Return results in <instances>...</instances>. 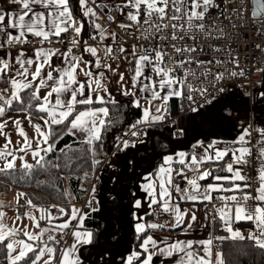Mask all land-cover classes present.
Returning <instances> with one entry per match:
<instances>
[{"label":"snow or ice","instance_id":"1","mask_svg":"<svg viewBox=\"0 0 264 264\" xmlns=\"http://www.w3.org/2000/svg\"><path fill=\"white\" fill-rule=\"evenodd\" d=\"M249 20L264 35V0H0V85H7L0 86V185L5 192L13 184L34 185L56 201L23 191L14 204L0 200V264H85L81 250L97 245V230L86 221L101 210L96 184L85 182L99 180L106 137L121 123L115 114L139 110L115 135L119 151L144 143L140 138L157 126L175 127L182 143L186 130L172 119L173 99L181 110L187 101L192 113L212 106L231 116L236 101L224 82L245 77V70L235 49L211 42L235 40L228 29L246 28ZM135 33L149 43L126 47L125 37ZM206 48L228 55H193ZM241 128L230 141L200 138L171 150L162 144L159 163L131 193L132 248L115 257L103 249L96 264H231L233 252L240 264L247 248L224 246L243 241L264 252V126ZM65 136L73 142L57 148ZM86 159L91 171L77 175ZM73 176L87 194L80 206L58 184ZM6 208L16 213L11 222ZM161 214L171 219L162 222ZM241 221L253 224L247 236L235 227ZM197 224L211 229L207 238H188ZM177 229L185 238L156 235Z\"/></svg>","mask_w":264,"mask_h":264},{"label":"trees","instance_id":"2","mask_svg":"<svg viewBox=\"0 0 264 264\" xmlns=\"http://www.w3.org/2000/svg\"><path fill=\"white\" fill-rule=\"evenodd\" d=\"M89 30V29H88ZM6 85V84H4ZM0 85V86H4ZM261 86L255 92V107L257 112V119L261 124H264V97L260 96V93L263 92ZM178 102V103H177ZM180 101L177 99H173L171 101L172 111L175 112L177 107L180 105ZM178 104V105H177ZM175 108V109H174ZM235 109V108H234ZM203 110V111H202ZM200 112L196 113L191 120L188 126L186 127V134L183 138V142H178L171 135V130L168 126H157V128L150 130L148 137L144 138V143L139 148H136L133 151V157H135V166L136 173L135 175L125 181L119 182L115 185L114 192L109 194L104 201H100V212L93 213V219L90 221H86L88 227L97 230V245L98 240L100 241V247L97 248L95 246H88L87 249H82L83 257L85 258V264H96L97 258L101 254L103 249H107L112 253V256L115 257L118 254H126L133 246L134 240L132 236V228H131V216L127 214V208L129 205V200L131 198V193L133 192V185L138 179V172L147 173L151 170L152 166L155 163H159L160 161V153L163 151L161 145L164 143L169 144V150L176 148H183L187 144L194 142L195 139L202 138L198 131V125L200 124H209L210 129L214 130L221 125H225L229 120H234V126L238 130V132L242 131V128L238 127L235 122V119L242 114V116L248 117L247 110L244 111H233L231 116L222 117L219 113V109H213V107H204ZM218 110V112H217ZM123 114L116 113L115 116L121 123H118L116 127L113 128L112 132L109 133L105 140L104 151L110 153L115 147V135H122L126 130V126L133 122L135 118H137L134 113H138L137 109H126L122 110ZM219 120L218 124H214ZM244 125V124H243ZM233 126V127H234ZM170 138L172 139V143L170 144ZM214 137L209 136V140ZM82 139V137H81ZM204 139V138H203ZM73 142V138L70 136H65L57 145V148L63 147L65 144H69ZM177 144V147L175 145ZM77 145H74V147ZM156 154V155H155ZM82 169L77 173V175H82L83 170L91 171L89 165L90 160L81 161ZM100 168V166H99ZM98 168V169H99ZM97 169V171H98ZM132 172V169H131ZM130 172V174H131ZM129 174V175H130ZM128 175V176H129ZM127 177V176H125ZM124 177V178H125ZM38 179L44 180L45 176L40 175ZM116 181V180H115ZM118 181V180H117ZM91 180L85 182V187L89 188ZM59 187L61 189L67 188L72 191L73 195L77 197L78 203H81L85 200L87 194L85 192L80 191V181L73 176L70 180L64 181L61 180L58 182ZM10 189H18L24 191L29 194H34L37 197H43L47 202L54 203L52 196L48 194V190L41 191L36 188L34 185H9ZM0 191H5L4 186L0 185ZM118 199L121 200V207L116 209L118 206ZM117 219L121 222V231L119 234H116L118 231V222ZM238 227L246 228L248 226H252L250 222H239ZM218 235H224V233L220 230H217ZM117 235V240H112V238H106L105 236H113ZM225 251L228 249L235 248L239 250L240 248H247L248 255L240 257V264H264V252L261 250L250 247V242L243 241L237 242L235 245L227 244L224 246ZM236 252H233V255L229 257L231 264H235Z\"/></svg>","mask_w":264,"mask_h":264},{"label":"built area","instance_id":"3","mask_svg":"<svg viewBox=\"0 0 264 264\" xmlns=\"http://www.w3.org/2000/svg\"><path fill=\"white\" fill-rule=\"evenodd\" d=\"M112 15L117 17V20H123V17H121L117 12L113 11ZM227 23V22H226ZM118 33L120 32V28L116 24L111 25ZM231 35L236 36L235 40H224V41H218V42H211V43H222L225 46H231L233 49H235V55L239 56L240 59V67L245 70V77H235L230 80H226L224 83L227 84L230 88V92H238L241 93V95L247 100V105L249 112L248 117L246 119V125L249 123H252L254 126H263L258 119H257V112L255 107V92L258 88L261 86H264V72L257 71V69L264 68V52H261L259 47H256V45L264 46V35L257 36L256 35V29L252 26L251 20L248 21V26L246 28L241 27L236 31H232L230 28L228 29ZM136 36H139V33H135V35H128L125 37L127 44L132 45L133 43L137 44H148L149 42L143 39H136ZM193 55L200 56L204 59H215V58H225L227 57L226 52L222 53H213L211 50L207 49L204 52H197ZM194 71H196L198 74L201 69H197L195 65L191 66ZM216 67L214 66L213 71L216 70ZM227 67L232 68L233 65L229 64ZM220 70H223V67L220 68ZM193 84L196 83V81H192ZM262 91L264 92V88H262ZM199 97L197 96V100L199 101ZM184 109L181 110L178 106V109L176 112L173 113L172 119L178 122V125H182L184 129L188 126L189 121L194 117L196 113H192L188 111V102L184 101ZM206 107V106H205ZM212 107V106H209ZM203 109V108H202ZM200 109V111L202 110ZM199 111V112H200ZM169 127V126H168ZM172 132V137L174 138V133L176 131L175 127H169ZM240 132L234 131L233 134L229 137H221L219 140L222 141H230L235 139ZM126 139H135L133 137H125ZM175 139V138H174ZM255 142V140L253 141ZM221 147L223 145H220ZM118 149H114V152H116ZM112 156V153L109 154L105 158V162L108 161ZM253 164H255V160L252 161ZM245 173L255 177L256 172L252 167H246ZM98 174V171H97ZM92 183L96 184L97 191L100 189V182L99 180H93ZM85 200L81 203H78V206L83 205ZM210 207V206H209ZM252 207V202H249V208ZM160 220L162 222L167 223L170 218L166 214H161ZM250 228H245V234L248 235V232ZM217 230H219L217 228ZM217 232V231H216Z\"/></svg>","mask_w":264,"mask_h":264},{"label":"rangeland","instance_id":"4","mask_svg":"<svg viewBox=\"0 0 264 264\" xmlns=\"http://www.w3.org/2000/svg\"><path fill=\"white\" fill-rule=\"evenodd\" d=\"M5 86V85H4ZM235 97V105L234 108L237 109V111H244L247 110V100L241 95V93L238 92H232L231 93ZM218 112V110H217ZM247 118L245 116H242L240 114L236 119L235 122L237 124V128L240 127L242 124H246L245 120ZM234 120H229L226 122L225 125H221L217 127V129L211 130L209 124H200L198 125V131L205 140H209V136H213L215 139H217V136H224L229 137L233 134L234 131L238 130L234 126L233 123ZM219 120L216 121L214 124H218ZM234 126V127H233ZM264 126V124H263ZM143 138V137H142ZM140 138V139H142ZM0 143H3L2 138H0ZM142 143H137L135 148H129L125 151H116V155H113V157L106 163L102 165L99 171V190L96 192L97 199L99 201H104L106 197L113 192L114 184L117 180L123 179L125 175L130 174L132 169V163L130 164V161H133V151L138 148ZM110 162V164H109ZM98 169V170H99ZM142 174L138 172V177L140 178ZM101 179V181H100ZM116 180V181H115ZM93 182V180H91ZM89 185V188L91 187V184ZM16 189H10L9 191H0V200L4 201L5 204L13 203L16 198L17 194ZM120 200V199H119ZM121 202V200H120ZM23 203V200L21 201ZM119 204V203H118ZM122 204V203H121ZM118 207V206H117ZM121 207V206H120ZM5 211L7 212V217L9 218V222H11V219L14 218L16 215L15 211L12 208H6ZM24 223H29L27 220L24 221ZM252 226H248L246 228H250ZM245 229V228H243Z\"/></svg>","mask_w":264,"mask_h":264},{"label":"crops","instance_id":"5","mask_svg":"<svg viewBox=\"0 0 264 264\" xmlns=\"http://www.w3.org/2000/svg\"><path fill=\"white\" fill-rule=\"evenodd\" d=\"M6 9L7 8H9L10 6L9 5H7V4H4L3 5ZM112 27V26H111ZM86 28H87V23H86ZM113 28V27H112ZM89 31H91V29L89 30ZM85 38H87V37H85ZM131 45L130 44H126V47H130ZM60 47H65L64 45H60ZM87 58V57H86ZM124 68V64L122 63L121 64V69H123ZM7 85H5V86H3V87H6ZM121 99H124V98H121ZM178 103V102H177ZM170 104H171V102H170ZM178 105V104H177ZM175 109V108H174ZM176 109H178V107L176 108ZM173 112V111H172ZM176 112V111H175ZM174 113V112H173ZM26 130L29 132V133H31L32 132V130H31V128L30 127H27L26 126ZM221 137H224V136H222V135H220V136H217L216 138L217 139H220ZM142 138V137H141ZM12 139H13V141H15L16 139H17V136L15 135V133H13V135H12ZM143 140H144V138H142ZM213 139H215V138H213ZM142 145V144H141ZM140 145V146H141ZM139 146V147H140ZM138 147V148H139ZM114 152V150L112 151V152H110V153H108V155L109 154H111V153H113ZM113 157V155L111 156V158ZM110 160V159H109ZM108 160V161H109ZM108 161H106V162H108ZM105 162V163H106ZM103 165V164H102ZM102 165H101V167H102ZM100 167V168H101ZM99 171H100V169H99ZM99 171H98V174H99ZM132 173V172H131ZM139 173H141V172H139ZM142 175L143 174H145V173H141ZM129 175V174H128ZM128 175H125V176H127L128 177ZM127 177H125V178H127ZM141 177V176H140ZM124 177H123V179H125ZM123 179H121V180H123ZM139 180V177H138V179H137V181ZM118 181H120V180H118ZM92 182V181H91ZM90 182V183H91ZM117 182V181H116ZM133 191H135L136 190V183L133 185ZM17 191H21V190H18V189H16ZM24 192V191H23ZM138 195H140V196H143V193H138ZM185 207H187V206H189V205H184ZM199 207V211L197 212V216H198V218H199V220H201V221H203V217H204V208H203V206L202 205H200V206H198ZM170 219H171V217L170 216H168ZM241 222H246V221H241ZM205 223H207L206 221H205ZM251 223V222H250ZM239 225H238V223L235 225V227L236 228H238L245 236H246V234H245V231H244V229L243 228H240V227H238ZM252 226H253V224H252ZM209 231H211V229H209V228H201L200 227V225L199 224H197L196 226H195V231L194 232H191V233H189L188 234V238H192V239H204V238H207V236H208V233H209ZM216 234L218 235V233L216 232ZM156 235L159 237V236H169V237H172V238H181V239H183V238H185L182 234H181V232H180V230L179 229H177V230H164V231H161V232H157L156 233Z\"/></svg>","mask_w":264,"mask_h":264},{"label":"water","instance_id":"6","mask_svg":"<svg viewBox=\"0 0 264 264\" xmlns=\"http://www.w3.org/2000/svg\"><path fill=\"white\" fill-rule=\"evenodd\" d=\"M235 111H237V109H235ZM247 112H249V110H247ZM171 143H172V139L170 138V144H171ZM175 147H177V144L175 145ZM155 155H156V154H155ZM132 162H133V163H132V173H131L127 178L115 182L114 187H113V192H114V189H115V185H116L117 183H119V182H125V181L131 179V178L135 175V173H136V166H135V158H134V157H133V161H132ZM118 201H119V204H118V207H117L116 209H119L120 206H121V202H120L119 199H118ZM117 222H118V231H117L116 234H119L120 231H121V222H120L119 219H117ZM105 237H106V238H112V236H108V235H106ZM99 247H100V241L98 240L97 248H99Z\"/></svg>","mask_w":264,"mask_h":264},{"label":"bare ground","instance_id":"7","mask_svg":"<svg viewBox=\"0 0 264 264\" xmlns=\"http://www.w3.org/2000/svg\"><path fill=\"white\" fill-rule=\"evenodd\" d=\"M89 30H90V29H89ZM208 107H209V106H208ZM247 107H248V105H247ZM202 111H203V110H202ZM194 117H195V116H194ZM245 122H246V120H245ZM189 123H190V121H189ZM189 123H188V124H189ZM171 135H172V133H171ZM134 158H135V157H134ZM110 159H111V158H110ZM99 178H100V176H99ZM100 181H101V179H100Z\"/></svg>","mask_w":264,"mask_h":264}]
</instances>
